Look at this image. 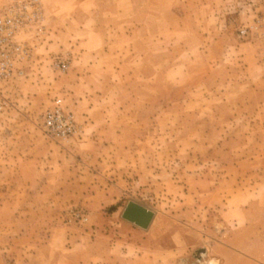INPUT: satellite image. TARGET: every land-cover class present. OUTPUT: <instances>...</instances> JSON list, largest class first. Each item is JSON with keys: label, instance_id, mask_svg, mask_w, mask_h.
Returning a JSON list of instances; mask_svg holds the SVG:
<instances>
[{"label": "rangeland", "instance_id": "1", "mask_svg": "<svg viewBox=\"0 0 264 264\" xmlns=\"http://www.w3.org/2000/svg\"><path fill=\"white\" fill-rule=\"evenodd\" d=\"M41 1L32 69L3 90L0 264H135L130 203L158 214L155 246L165 228L186 245L264 225V34L238 36L247 0ZM134 2L143 42L124 37ZM57 98L79 126L68 139L43 125Z\"/></svg>", "mask_w": 264, "mask_h": 264}, {"label": "built area", "instance_id": "2", "mask_svg": "<svg viewBox=\"0 0 264 264\" xmlns=\"http://www.w3.org/2000/svg\"><path fill=\"white\" fill-rule=\"evenodd\" d=\"M247 5L254 17L238 29V36L243 39L264 34V0H247ZM46 33L41 0H3L0 4V115L10 103L4 87L28 75L35 49ZM53 65L61 72L69 68L68 60L61 57H56ZM43 125L57 139H68L79 132L75 116L64 109L62 98L44 112Z\"/></svg>", "mask_w": 264, "mask_h": 264}, {"label": "crops", "instance_id": "3", "mask_svg": "<svg viewBox=\"0 0 264 264\" xmlns=\"http://www.w3.org/2000/svg\"><path fill=\"white\" fill-rule=\"evenodd\" d=\"M100 3L102 2L98 4L99 12L95 16L102 19L103 11L112 9L109 12L112 15L110 17L112 22H110L114 26L117 25L119 27L122 25L119 18H116L118 13L115 8L113 6L108 8ZM134 4L135 9L140 10L136 14V20L123 23L125 25L124 37L143 42L147 37V11L143 2H134ZM86 18L81 20L82 25L86 24ZM133 26L137 27L133 29ZM142 55L143 52L141 53ZM158 219V214L154 212L150 223L146 227L127 218L124 219V234L130 238V240H127L126 246H135L141 251L140 261L135 260V264H150L144 254L149 252L150 249L153 254L156 253L158 256L166 258L165 261H161V258H158L156 263L151 264H264V225H240V230L235 232L227 227V229L222 231L221 239H216L207 244L201 240L202 236H198L194 244L186 243V245L177 240L175 231L163 228L164 230H160L156 234V237L160 235L163 241L158 240L155 246L151 237L155 236L156 232L154 231L156 230V225L158 226ZM201 250H203L202 255L197 256L198 251ZM114 260L116 261L115 264H118L120 259L115 258ZM130 261L131 259L126 258L123 263L131 264L132 262Z\"/></svg>", "mask_w": 264, "mask_h": 264}, {"label": "water", "instance_id": "4", "mask_svg": "<svg viewBox=\"0 0 264 264\" xmlns=\"http://www.w3.org/2000/svg\"><path fill=\"white\" fill-rule=\"evenodd\" d=\"M124 216L125 218L146 227L153 217V212L139 204L130 203L124 212Z\"/></svg>", "mask_w": 264, "mask_h": 264}]
</instances>
